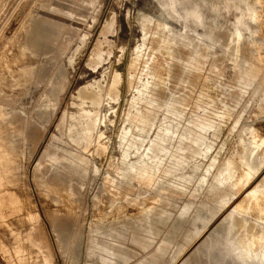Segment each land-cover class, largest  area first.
<instances>
[{"label":"rangeland","instance_id":"374dc122","mask_svg":"<svg viewBox=\"0 0 264 264\" xmlns=\"http://www.w3.org/2000/svg\"><path fill=\"white\" fill-rule=\"evenodd\" d=\"M150 1L0 0V52L9 51L15 77L28 76L20 84L14 77L0 82V104L9 116L32 117L41 132H32V147L20 159L31 190L22 195L35 207L20 209L38 216L37 227L26 233L42 251L38 264L263 262L243 261L237 253L264 248V80L251 64L252 58L264 62V0L255 4V19L247 15V0H189L184 8L197 1L200 19L185 21L184 35L161 28L155 17L139 21ZM21 50L28 54L21 57ZM115 74L118 86L111 87ZM88 82L99 84L101 102L87 118L91 130L80 147L64 125L73 92ZM52 87L59 89L57 101L46 109L39 103ZM128 126L129 139L137 142L132 157L154 158L147 176L127 175L120 161L127 145H115V136ZM99 131L109 142L101 156L95 150ZM190 162L195 171L179 176ZM35 167L68 176L81 192L78 206L50 218L32 180ZM6 231L0 229V244L12 240ZM2 252L0 264H8Z\"/></svg>","mask_w":264,"mask_h":264},{"label":"bare ground","instance_id":"6f19581e","mask_svg":"<svg viewBox=\"0 0 264 264\" xmlns=\"http://www.w3.org/2000/svg\"><path fill=\"white\" fill-rule=\"evenodd\" d=\"M188 1L189 0H151L147 4L148 7L146 9L145 8L140 9V11L138 12L137 14L138 20L143 23L147 21L148 19L155 17L157 18L158 25L161 28L167 29L168 32L175 33L177 35H184L185 34V32H183L185 31L184 27L187 26L185 21L196 22L200 19V13L198 12V9H197L198 8L197 1H193V6L189 10L184 8V5ZM262 2L263 0H247L246 1V5H247L246 9H247L248 17H250L251 19H255L257 17L255 4L260 5L262 4ZM136 3H139L137 4V8H140L138 7V5H140V2L135 1V5ZM178 6L181 8H184L182 13L178 12L177 10ZM223 6H224L223 9H227L226 5H223ZM261 7H262L261 8L262 12L264 13V6H261ZM214 8H211V9L214 10ZM1 9H2V5H0V10ZM180 20L183 22H180ZM172 24H175L176 26H178L179 29L178 30L172 29L170 27ZM41 32L42 31H40V34ZM235 33L237 36L240 35L239 30H235ZM48 34H50V32ZM205 36L210 38L211 32L209 31L206 32ZM119 38L120 37H118V39ZM8 53H9L8 50L0 52V63L2 65V71L0 72V82H2L3 84H7L9 79H12V77H14V82H16L17 84L23 83L28 78V76L25 72H19L18 75H16L15 77V72L11 68L12 66L10 64L11 61H10ZM25 54H28L27 51L25 50L20 51L21 57L24 56ZM260 57L261 56H259V58ZM251 64L256 66L257 68L256 72L258 71L261 72L263 76L262 80H264L263 60L256 61V58L255 59L252 58ZM86 69H89V68H86ZM63 71L64 70H62V72ZM88 75L89 74H87L86 77H88ZM90 75H93V74H90ZM249 75L252 79H256V76H254V73L251 70L249 72ZM102 76H101V79H102ZM55 78L56 77L53 78L54 81H55ZM57 79H58V75H57ZM63 79L65 78L62 77V79L59 78L58 80H63ZM79 81H82V79ZM118 82H119V77L117 74H115L111 81V87H117ZM79 87L81 88V85ZM14 89H17V88H14ZM56 90L58 91L59 89H56ZM56 90L54 89V87H52L51 89L48 88V92L43 94L40 100V103H39L40 106L46 109L53 107L54 101L56 99V98L54 99L53 97L57 95L56 93H59V92H56ZM73 98L76 99V100L72 99L73 100L72 105L74 106V108L69 111L66 117L64 130L67 133V136L69 138H71L77 145L79 144L80 147H82V145L80 144L81 143L80 141L87 139L88 133L91 130V127L89 126V122L87 118H90L91 113L96 112V107L101 102V88L98 83L92 84L91 82H88L84 84L83 88L78 89L76 92H73ZM109 110L110 109H107L106 113ZM106 113H105V116H106ZM31 118L32 117L23 118L22 116H19V115L9 116V110L5 107V105L0 104V207H4V210L0 211V229H2V233L4 230H7L8 235L12 237V240H9V241L3 240V242H1V244L4 246V249L2 251H4V254L6 255L9 261L8 264L9 263L10 264H38L40 263L39 261L41 260L40 258L42 254V251L40 247L38 246L36 239H34V236L31 237V236L26 235V233H28L29 230H33L35 227H37L38 225L37 213L36 211L33 212L32 209H31L32 210L31 212H28V211L22 212L24 211L22 210L23 208H26V209L35 208L33 206L34 204L30 201L31 199L29 200V197L25 196L27 192L31 193V190L29 189L30 191H28V184L26 182L25 171H23V168L20 165V162H21L20 159L24 155V150L30 149L32 147V141H33V137L31 135L32 132L37 131L38 134H41L39 130V126H37L38 124H34V121ZM90 121L92 122V120ZM109 121H111V119H109ZM109 126L111 125L109 124ZM128 128L129 126L126 128V130L121 131L120 133H117V135L115 136L116 137L115 145L116 144L119 146L124 145V144L127 145L126 149H124L120 154V161L123 164L125 163L124 170L127 175L133 176L135 173L138 174L140 172L139 173L140 175L147 176V174L148 175L151 174L153 169L156 167V164L151 165V161H154V158L148 155L147 153H142L140 155H136L135 157H132V155L137 153L135 151L137 142L135 139L133 140L129 139ZM160 129H161V132L163 133L167 129V126H163ZM102 135H103V131H99V134L97 137L96 148H95L97 154H100V156L101 154L105 153L108 143H109L108 140H105L104 138L101 139ZM158 140H163V137L159 136ZM199 140H200V136L191 138V141L194 143L198 142ZM261 142H263V140H261ZM147 148L151 150V147L148 146ZM159 150L163 154L165 153L163 147L162 148L160 147ZM61 156L63 158L68 159V157H66L65 155H61ZM99 159L97 161H99ZM194 171H195V164L190 162L188 163L186 168L178 172V175L187 176L193 173ZM67 177H64V176H61L60 174H55V173L49 174V170L43 172L39 170L37 167H35L32 172V180H33V183L35 185V188L39 196V200H40L39 202H41V206L45 209V212H47L50 218H53L54 211H59L62 209V210H66V212H70L72 211L73 208L78 206L77 198L75 197V194H80L81 192L79 191L78 188L75 187V183L70 182V180ZM19 188H21L23 192ZM22 193L25 195H22ZM251 193L253 194V191H251ZM105 198H107V196H105ZM32 200H33V197H32ZM5 206L9 208L8 209L6 208L7 210H5ZM99 206H101V204ZM73 216H76V212L73 213ZM155 217H156V221H158L159 219L157 220V216ZM152 220H155L154 216ZM165 222L166 221L164 219V224ZM158 228H156L157 231H158ZM7 231H6V236H7ZM3 235H1L0 237H3ZM261 238L262 236L260 235L254 239L259 241L261 240ZM101 251L103 252L106 251L108 255L112 253V252H108L109 250H107L105 247H102ZM1 254H3V252ZM94 255H95L94 256L95 258L101 259L102 261H107L109 259L107 256L105 257L99 253H96ZM0 257H3V256L1 255ZM237 257L243 261L247 260L248 258L256 259L258 262L263 261L261 263L264 264V248L261 249L260 252L257 251L252 254L249 253V250L247 248H242L238 251Z\"/></svg>","mask_w":264,"mask_h":264}]
</instances>
